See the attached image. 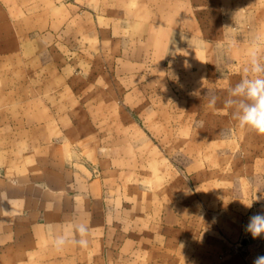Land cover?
Returning <instances> with one entry per match:
<instances>
[{
	"label": "crops",
	"instance_id": "obj_1",
	"mask_svg": "<svg viewBox=\"0 0 264 264\" xmlns=\"http://www.w3.org/2000/svg\"><path fill=\"white\" fill-rule=\"evenodd\" d=\"M94 5L96 59L123 63L111 93L139 120L73 117L65 54L0 6V264H253L264 237L245 225L264 212V135L223 102L264 33V0ZM81 222L89 246L57 251Z\"/></svg>",
	"mask_w": 264,
	"mask_h": 264
},
{
	"label": "rangeland",
	"instance_id": "obj_2",
	"mask_svg": "<svg viewBox=\"0 0 264 264\" xmlns=\"http://www.w3.org/2000/svg\"><path fill=\"white\" fill-rule=\"evenodd\" d=\"M54 2L52 11L48 4ZM95 0H0V6L7 10V16L13 22H22L24 35L38 37L39 40L49 39L48 50L54 48L56 53H64L68 65L71 68L70 95L65 94V101L71 102L72 116L76 118L90 119L91 121H104L109 118L126 121L128 118L139 120L142 118V110L123 109L128 100L125 94L111 93L113 84L111 74L120 70L122 62L107 58L99 60L96 45L94 43L99 30L95 29ZM37 11L31 12L32 7ZM54 21L55 29L48 35L46 30L47 21ZM38 27L39 30L29 31L30 27ZM28 27V28H26ZM100 37V36H99ZM110 42L104 46L112 50ZM45 46V45H44ZM47 46V45H46ZM46 48V47H45ZM46 53V50H40ZM42 54V53H41ZM119 68V69H118ZM102 75L104 77H102ZM108 77H107V76ZM124 90V89H123ZM152 96V100L154 95ZM119 102L120 109H111L112 102ZM83 131L86 127H82ZM94 128V127H93ZM120 132L125 134L127 127H119ZM142 128V126H141ZM98 130L103 133L110 132V126H99ZM106 144V143H104ZM93 163L94 159H86ZM127 158H119L118 162L126 163ZM142 165V159H131Z\"/></svg>",
	"mask_w": 264,
	"mask_h": 264
},
{
	"label": "clouds",
	"instance_id": "obj_3",
	"mask_svg": "<svg viewBox=\"0 0 264 264\" xmlns=\"http://www.w3.org/2000/svg\"><path fill=\"white\" fill-rule=\"evenodd\" d=\"M261 42H264V33H258L248 51L247 66L243 69L244 75L228 91V98L224 100L226 108L231 110L233 119L240 128H248L264 135V57L261 55ZM218 97L212 96L208 107L214 109ZM264 199L256 197L255 200ZM251 208L252 203L247 204ZM89 227L85 223L71 225L65 231L58 233L53 240V247L60 251L72 244L86 249L89 246ZM245 231L253 239L264 237V212L249 217ZM253 264H264V255L257 256Z\"/></svg>",
	"mask_w": 264,
	"mask_h": 264
}]
</instances>
